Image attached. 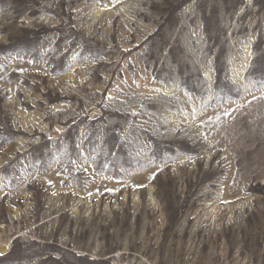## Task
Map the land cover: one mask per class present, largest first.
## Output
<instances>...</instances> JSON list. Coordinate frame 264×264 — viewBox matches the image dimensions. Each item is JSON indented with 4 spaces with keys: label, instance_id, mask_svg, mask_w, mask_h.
<instances>
[{
    "label": "rangeland",
    "instance_id": "rangeland-1",
    "mask_svg": "<svg viewBox=\"0 0 264 264\" xmlns=\"http://www.w3.org/2000/svg\"><path fill=\"white\" fill-rule=\"evenodd\" d=\"M0 264H264V0H0Z\"/></svg>",
    "mask_w": 264,
    "mask_h": 264
}]
</instances>
